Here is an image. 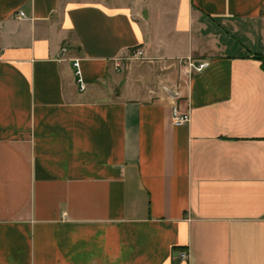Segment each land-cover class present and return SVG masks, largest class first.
Segmentation results:
<instances>
[{
	"label": "crops",
	"instance_id": "0c3cea01",
	"mask_svg": "<svg viewBox=\"0 0 264 264\" xmlns=\"http://www.w3.org/2000/svg\"><path fill=\"white\" fill-rule=\"evenodd\" d=\"M0 264H264V0H0Z\"/></svg>",
	"mask_w": 264,
	"mask_h": 264
},
{
	"label": "built area",
	"instance_id": "2783aa9c",
	"mask_svg": "<svg viewBox=\"0 0 264 264\" xmlns=\"http://www.w3.org/2000/svg\"><path fill=\"white\" fill-rule=\"evenodd\" d=\"M24 16V14H21ZM131 58L133 59H142L144 57V52L142 49L136 48L134 52L131 53ZM190 61V65L192 68H194L196 71H202L207 64L206 63H197L191 59H188ZM75 66L78 69L77 76H78V83L80 85L81 90H85L86 86L83 82V79L81 77L80 73V64L79 61L75 62ZM121 64H117V68H120ZM172 121L175 126H184L191 122V113L189 111H183L179 105H174L172 108ZM180 258L183 261H187L190 258L189 251H182L180 253Z\"/></svg>",
	"mask_w": 264,
	"mask_h": 264
},
{
	"label": "rangeland",
	"instance_id": "374dc122",
	"mask_svg": "<svg viewBox=\"0 0 264 264\" xmlns=\"http://www.w3.org/2000/svg\"><path fill=\"white\" fill-rule=\"evenodd\" d=\"M149 1V0H148Z\"/></svg>",
	"mask_w": 264,
	"mask_h": 264
}]
</instances>
